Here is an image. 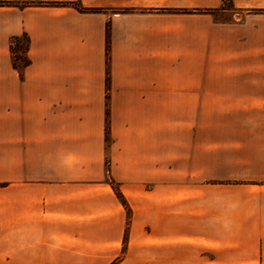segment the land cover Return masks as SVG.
Here are the masks:
<instances>
[{"label": "crops", "instance_id": "obj_1", "mask_svg": "<svg viewBox=\"0 0 264 264\" xmlns=\"http://www.w3.org/2000/svg\"><path fill=\"white\" fill-rule=\"evenodd\" d=\"M228 1L0 0V264H264V0Z\"/></svg>", "mask_w": 264, "mask_h": 264}, {"label": "trees", "instance_id": "obj_2", "mask_svg": "<svg viewBox=\"0 0 264 264\" xmlns=\"http://www.w3.org/2000/svg\"><path fill=\"white\" fill-rule=\"evenodd\" d=\"M108 39V38H107ZM29 38L24 33L20 36H12L10 39V52L12 54L13 66L21 72L22 68L27 66L30 59L27 55ZM126 237H124V241Z\"/></svg>", "mask_w": 264, "mask_h": 264}, {"label": "rangeland", "instance_id": "obj_3", "mask_svg": "<svg viewBox=\"0 0 264 264\" xmlns=\"http://www.w3.org/2000/svg\"><path fill=\"white\" fill-rule=\"evenodd\" d=\"M225 4L228 5L229 4V1L228 0H225ZM229 7V6H228ZM220 18L223 17V18H228L230 17L228 13H225L223 14L222 16H219Z\"/></svg>", "mask_w": 264, "mask_h": 264}]
</instances>
